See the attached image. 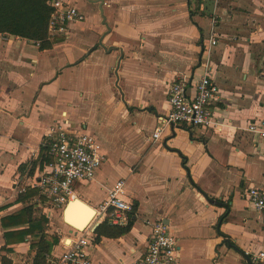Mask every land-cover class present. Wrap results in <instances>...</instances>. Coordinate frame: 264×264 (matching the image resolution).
Returning <instances> with one entry per match:
<instances>
[{
	"label": "crops",
	"instance_id": "0c3cea01",
	"mask_svg": "<svg viewBox=\"0 0 264 264\" xmlns=\"http://www.w3.org/2000/svg\"><path fill=\"white\" fill-rule=\"evenodd\" d=\"M69 1L85 20L54 40L47 24V46L0 32V264H54L77 232L64 219L70 201L61 210L34 201L51 161L44 136L65 119L105 156L71 201L96 210L124 180L136 206L129 231H94L93 264L132 262L147 248L148 221L160 219L178 239V264H255L264 216L245 191L264 187V140L247 127L264 117V0ZM205 74L220 89L216 124L153 139L169 84L185 78L193 95Z\"/></svg>",
	"mask_w": 264,
	"mask_h": 264
},
{
	"label": "built area",
	"instance_id": "2783aa9c",
	"mask_svg": "<svg viewBox=\"0 0 264 264\" xmlns=\"http://www.w3.org/2000/svg\"><path fill=\"white\" fill-rule=\"evenodd\" d=\"M212 1L218 4L222 0ZM50 6L49 40L65 34L69 24L85 20V14L69 0H51ZM4 37L5 34L0 33V39ZM212 43L215 44L216 40ZM195 87V93L190 95L187 79L169 84L170 109L158 117L153 139H159L165 129H173L180 124L205 128L216 124L214 108L221 100L218 85L209 74H205ZM247 131L264 140V117L250 123ZM42 145L51 161L39 176L37 186L40 193L34 201L39 206L49 204L61 210L75 198V181L94 179L105 156L97 137L83 127L72 126L68 119L54 122ZM245 196L264 216V187L250 186ZM133 207L134 203L126 197L125 181L118 180L108 190L106 199L95 207L96 214L85 229L76 230L73 238L62 240L64 251L54 264H93L87 248L96 227L106 221L115 226H127L131 222ZM148 223L152 230L147 248L129 264H178L179 242L170 226L163 219ZM251 260L255 264H264V241L262 247L251 255Z\"/></svg>",
	"mask_w": 264,
	"mask_h": 264
},
{
	"label": "trees",
	"instance_id": "16d2710c",
	"mask_svg": "<svg viewBox=\"0 0 264 264\" xmlns=\"http://www.w3.org/2000/svg\"><path fill=\"white\" fill-rule=\"evenodd\" d=\"M50 1L51 0H0V32L32 40H42L43 46H47L48 44L45 43L47 24L52 12ZM43 148L45 147L43 146ZM47 157L48 159L45 158V162L50 161V157ZM30 163L36 164L34 161ZM22 168L23 165L20 166L21 170ZM134 207L136 210L135 205ZM42 220L45 219L43 218ZM132 224L133 221L127 226H113L106 221L97 226L95 233L98 237L102 235L118 236L119 234L129 231ZM116 229H118V231ZM114 230L116 232H114Z\"/></svg>",
	"mask_w": 264,
	"mask_h": 264
},
{
	"label": "bare ground",
	"instance_id": "6f19581e",
	"mask_svg": "<svg viewBox=\"0 0 264 264\" xmlns=\"http://www.w3.org/2000/svg\"><path fill=\"white\" fill-rule=\"evenodd\" d=\"M95 213H96V210H94L93 208H87L85 206H82L78 202L77 203H72L70 205V208L67 210L68 219L70 217L73 218V220H70L71 223H73V221L75 223V222H77V220H81L84 217H88L91 220ZM74 225H75L74 227H77L80 230H83L85 228V226H84L85 224L84 225L74 224Z\"/></svg>",
	"mask_w": 264,
	"mask_h": 264
},
{
	"label": "water",
	"instance_id": "95a60500",
	"mask_svg": "<svg viewBox=\"0 0 264 264\" xmlns=\"http://www.w3.org/2000/svg\"><path fill=\"white\" fill-rule=\"evenodd\" d=\"M79 203V204H81L82 206H85V207H87V208H91L89 205H87L86 203H84V202H82V201H80L79 199H76V200H74V201H70L69 202V204H68V206L66 207V209H65V214H64V219H65V221L68 223V224H71L72 226H75L74 224H81V225H84L85 227L90 223V221L92 220H90L88 217H84V218H82L81 220H77V222H75L74 223V221H73V223H71V221L70 220H73V218L72 217H70L69 219H68V216H67V210L70 208V205L72 204V203ZM166 223H167V221H165ZM74 228H76L77 230H80L79 228H77V227H74ZM247 259H248V261L250 262V264H251V261H250V259H249V257L247 256Z\"/></svg>",
	"mask_w": 264,
	"mask_h": 264
},
{
	"label": "rangeland",
	"instance_id": "374dc122",
	"mask_svg": "<svg viewBox=\"0 0 264 264\" xmlns=\"http://www.w3.org/2000/svg\"><path fill=\"white\" fill-rule=\"evenodd\" d=\"M115 180V177L114 176H112V178L111 177H109L108 179H106L105 178V180H102V182H105V183H111V181L113 182ZM76 182L77 181H75V183H74V186L76 185ZM114 183V182H113ZM98 190L101 192L102 191V188H101V186L100 185H98ZM59 221V220H58ZM60 221H62V220H60Z\"/></svg>",
	"mask_w": 264,
	"mask_h": 264
}]
</instances>
